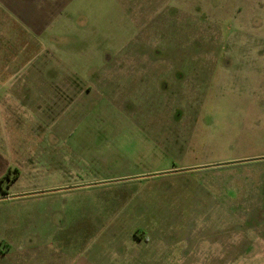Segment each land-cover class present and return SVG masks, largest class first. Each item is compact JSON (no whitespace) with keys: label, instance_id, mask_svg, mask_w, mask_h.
I'll list each match as a JSON object with an SVG mask.
<instances>
[{"label":"rangeland","instance_id":"rangeland-1","mask_svg":"<svg viewBox=\"0 0 264 264\" xmlns=\"http://www.w3.org/2000/svg\"><path fill=\"white\" fill-rule=\"evenodd\" d=\"M227 3L100 0L82 27L55 33L44 70L58 98L33 85L0 99V195L26 193L0 215L37 209L18 213L42 221L32 246L45 264L81 253L72 207L90 212L88 254L107 264L120 252L123 264H264V107L246 97V68L234 73L251 52L232 48L248 40L227 34Z\"/></svg>","mask_w":264,"mask_h":264},{"label":"crops","instance_id":"crops-1","mask_svg":"<svg viewBox=\"0 0 264 264\" xmlns=\"http://www.w3.org/2000/svg\"><path fill=\"white\" fill-rule=\"evenodd\" d=\"M99 1L0 0V99L14 98V95L19 98L33 85L36 87L37 97L58 98L60 91L59 86L56 84L59 83V79L44 70L45 67L49 68L56 64L53 53L59 49V45L56 44L57 36L55 33L62 36H67L70 33V29L67 30L69 28V25L66 24L67 20H77V24L82 27L86 16L97 12ZM240 1L228 0V5L225 6L228 12L222 14V23L230 36L244 35L248 40V42H242L238 45L231 43L234 50L247 46L249 52H251L248 61H245L244 65H241L243 63L241 60L234 59V73L237 74L238 78L239 72H241L239 71L240 67L246 68L248 72V75L244 78L245 80L248 79L244 87L246 97L251 100H259L261 102L259 103L260 108H263L264 0ZM213 46L220 49L224 47V43L217 42ZM219 59L218 55L213 53L212 59L207 63H211L214 69L219 63ZM196 63L201 68L204 61L199 58ZM227 64L229 66V60ZM198 73L201 74V70ZM65 80L70 81V78L67 77ZM251 80L253 81L251 82ZM29 84L32 85L29 86ZM37 84L48 85L38 86ZM200 88L201 90L203 88L202 80ZM54 104L58 106L57 103L47 104V107L39 106L38 114H40V111L42 114L44 108H55ZM24 195L26 193L12 195L6 192L0 195V202L12 201L13 198ZM4 207L7 209L0 215V241L6 242L7 247L5 250L0 249V264H45L44 254L38 251L35 246H32V244H38L42 240V234L38 231L42 227V221H37L33 217L27 219V215L18 213V211L23 210L26 214L37 209L26 207L13 212V206L5 205ZM72 208L74 211L83 212L84 214L83 218L73 220L69 224V226L74 227L69 243H80L81 253H73L71 256L63 254L61 256L65 258L62 260L59 257L57 259L52 257L51 260L48 259L46 264H107V256L94 257L92 254H88L87 242L91 238L90 229L93 226L90 212L84 207H80L78 210L76 207ZM260 208L261 211H264V202L261 203ZM262 227L264 232V221H262ZM132 241L136 247L143 242H148L147 239L144 240V238L136 236ZM11 248H14V250ZM119 256L115 258L119 260L115 264H123L126 254L120 252ZM127 258L126 264H133L134 260L139 259V255L131 254Z\"/></svg>","mask_w":264,"mask_h":264},{"label":"trees","instance_id":"trees-1","mask_svg":"<svg viewBox=\"0 0 264 264\" xmlns=\"http://www.w3.org/2000/svg\"><path fill=\"white\" fill-rule=\"evenodd\" d=\"M16 176H17V174L14 176L13 180L16 178ZM13 180H12V181H13Z\"/></svg>","mask_w":264,"mask_h":264}]
</instances>
